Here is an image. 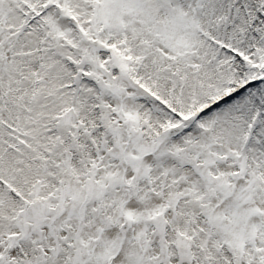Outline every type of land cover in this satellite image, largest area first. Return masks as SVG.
Instances as JSON below:
<instances>
[{
  "label": "snow or ice",
  "instance_id": "obj_1",
  "mask_svg": "<svg viewBox=\"0 0 264 264\" xmlns=\"http://www.w3.org/2000/svg\"><path fill=\"white\" fill-rule=\"evenodd\" d=\"M0 264H264V0H0Z\"/></svg>",
  "mask_w": 264,
  "mask_h": 264
}]
</instances>
